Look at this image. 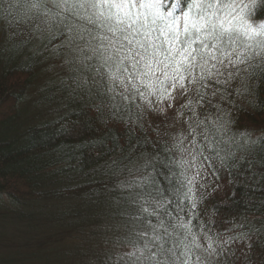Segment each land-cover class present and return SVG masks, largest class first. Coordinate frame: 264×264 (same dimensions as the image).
<instances>
[{"label": "snow or ice", "instance_id": "snow-or-ice-1", "mask_svg": "<svg viewBox=\"0 0 264 264\" xmlns=\"http://www.w3.org/2000/svg\"><path fill=\"white\" fill-rule=\"evenodd\" d=\"M257 9L264 11V0H190L179 16L164 0H0V51L57 41L53 52L69 67L73 91L100 98L97 110L107 108L112 119L135 107L143 121L156 104L184 100L171 145L118 185L124 223L113 247L122 251L105 253L104 264H217L221 257L227 264L233 244L253 246L247 231L213 234L200 207L225 172L234 179L264 167V132L234 131L238 117L230 111L238 107L234 97L252 103L264 88V22H256L264 15L254 17ZM158 176L172 187H161Z\"/></svg>", "mask_w": 264, "mask_h": 264}, {"label": "trees", "instance_id": "trees-1", "mask_svg": "<svg viewBox=\"0 0 264 264\" xmlns=\"http://www.w3.org/2000/svg\"><path fill=\"white\" fill-rule=\"evenodd\" d=\"M171 2L167 10L177 15L190 0ZM261 15L264 11L257 9L256 16ZM57 45L33 40L5 44L0 51V264H104L105 253L122 251L113 247L124 223L116 204L122 199L118 185L143 174L141 166L162 145H171L167 125L172 119L160 108L146 112L143 121L135 119V107L116 120L107 108L97 110L100 98L73 91L69 67L53 52ZM234 99L238 107L230 111L238 123L233 130L261 135L264 88L252 103ZM182 103L178 99L176 115ZM253 173H264V167L257 163L234 179L225 172L200 207L203 222H213V234L227 238L247 231L251 237V248L247 240L231 246L235 255L227 264H264V179ZM157 178L164 189L172 187ZM54 237L57 251L49 248ZM217 264H224L222 257Z\"/></svg>", "mask_w": 264, "mask_h": 264}, {"label": "rangeland", "instance_id": "rangeland-1", "mask_svg": "<svg viewBox=\"0 0 264 264\" xmlns=\"http://www.w3.org/2000/svg\"><path fill=\"white\" fill-rule=\"evenodd\" d=\"M164 2H165V6H166V8H170V4H172V2H171V0H164ZM176 10V9H175ZM168 11H174L173 9L172 10H168ZM181 13H179V14H177V16H179ZM176 15V14H175ZM253 16L254 17H256V11L253 13ZM256 22L257 23H260V22H264V21H261V20H256ZM176 103H178V100H176L175 102H174V106L173 107H170V108H167V107H165V105L164 104H157V110H159V108H160V112H161V114L162 115H164V116H166L167 118H171L172 119V121L174 120V119H176L177 118V115H176V113H174V107H175V105H176ZM163 119H165V117L163 118ZM168 123H169V126L167 125V132H168V136L170 137V142L172 143V140H173V138L178 134V129L180 128V124L178 123V124H176V126L175 127H171V124H172V122L170 123L169 121H168ZM53 237V236H52ZM57 239V237H54L53 239H52V241H53V243H51L50 244V247L49 248H52V249H55V251H57V250H59L60 249V247H59V243H55L56 240ZM55 241V242H54ZM59 248V249H58Z\"/></svg>", "mask_w": 264, "mask_h": 264}]
</instances>
